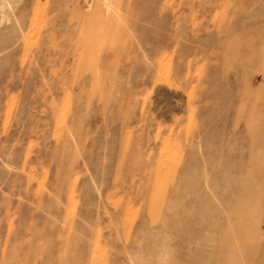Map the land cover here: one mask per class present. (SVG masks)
Instances as JSON below:
<instances>
[{"label":"rangeland","instance_id":"obj_1","mask_svg":"<svg viewBox=\"0 0 264 264\" xmlns=\"http://www.w3.org/2000/svg\"><path fill=\"white\" fill-rule=\"evenodd\" d=\"M0 264H264V0H0Z\"/></svg>","mask_w":264,"mask_h":264}]
</instances>
